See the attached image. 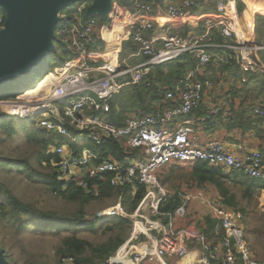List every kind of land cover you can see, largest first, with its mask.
Wrapping results in <instances>:
<instances>
[{
	"label": "built area",
	"instance_id": "built-area-1",
	"mask_svg": "<svg viewBox=\"0 0 264 264\" xmlns=\"http://www.w3.org/2000/svg\"><path fill=\"white\" fill-rule=\"evenodd\" d=\"M128 1L132 8L130 20L121 23L115 43L130 40L137 44V56L144 59L143 63L113 68L93 64V47L101 41L109 51L111 43L98 36V23L94 18H82L85 4L63 7L56 15L54 31L58 44L69 53L66 62L52 69V78L42 89L28 96H23L26 92L21 94L23 102L12 106L6 115L35 121L52 140L54 137L72 138L66 127L72 128L75 135L71 143L77 149L59 142L50 151L55 157V178L62 189L73 186L92 193L95 187H90L89 182L104 181L106 176H110L108 183L113 188L131 186L133 192L139 186L144 188L143 197L131 215L123 210L121 197L114 207L100 215L114 213L128 218L133 229L130 239L102 264H112L114 256L119 260L116 264H185L191 254L194 255L192 264H264V260L252 257L244 238L240 212L223 205L218 196L206 193L192 181L183 188L170 189L157 179L158 173L165 169L177 166L191 170L197 164H206L264 181L261 151L250 149L234 153L220 140L200 142L194 131L196 122L205 124L212 118L227 123L231 116L229 99L245 83L244 75H264L261 56L264 46H258L253 40L254 20L246 24L244 31L236 21L238 0H217L215 15L219 19L206 18L203 32L185 37L172 35L159 43L157 38L146 39L143 35L153 28L149 19L152 5L143 0ZM194 6L193 0H176L167 4L165 14L172 21H180ZM120 13L116 8L108 12L110 17L116 18ZM3 30L4 14L0 9V33ZM113 52L117 50L113 48ZM187 55L194 57L196 63L172 86L163 88L162 106L157 104L146 115L130 114L120 128L102 117L117 91L138 85L156 67ZM214 63L234 65L241 77L235 79L219 71L221 78H227L213 83ZM223 89L226 100L218 104L204 103L206 91L220 95ZM253 101V115H261L262 97ZM195 111L202 115L179 121ZM77 139H82L84 145H100L103 140L112 139L124 151V157L120 160L100 157L78 144ZM168 203L176 205L171 211H163L162 207ZM262 212L264 214V208ZM207 219L214 222L211 234ZM65 260L72 263L69 258Z\"/></svg>",
	"mask_w": 264,
	"mask_h": 264
},
{
	"label": "trees",
	"instance_id": "trees-1",
	"mask_svg": "<svg viewBox=\"0 0 264 264\" xmlns=\"http://www.w3.org/2000/svg\"><path fill=\"white\" fill-rule=\"evenodd\" d=\"M157 3H161L164 0H155ZM246 4V9L249 6L247 0H242ZM239 5V12L241 11ZM260 6V4H259ZM254 36L255 42L258 46H264V10L259 8L254 12ZM49 53V52H48ZM46 54V56L48 55ZM64 54L69 56L68 51L64 48ZM45 56V57H46ZM264 59V51L261 53ZM66 59L59 62L58 65L54 67H61L65 63ZM196 59L190 55L180 58L176 62L164 66L167 71L164 72V67L160 66L155 68V72L150 73L144 81L138 85L126 86L117 91L113 97L108 102V111L102 117L109 124L113 125L115 128H120L124 124V120L130 114L146 115L151 113L155 109L156 105L163 102L165 86H172L174 81L188 68L194 67ZM228 72L233 78L239 79L241 73L232 66H226ZM49 75L44 74L35 84L41 83L37 91L42 89L47 81L49 80ZM245 83L241 90L232 93L233 98L239 97V107L237 111H233L230 119L227 123H222L218 118H212L211 120L205 122L206 128L213 129L214 127L224 126L228 130L233 128H239L242 132L249 130H254L260 138L264 135V75H253L246 74ZM16 82V81H15ZM19 81L16 83H8L0 87V101H4L11 98V93H13L18 86ZM33 86V87H34ZM18 91V90H17ZM25 96V94L23 95ZM13 97V96H12ZM256 97H262V109L261 115L255 116L252 112L253 100ZM249 105L247 107L244 106ZM165 105H168L166 102ZM196 113V114H194ZM194 116L198 117L202 114L198 111L193 112ZM191 114V115H193ZM12 122V119L4 114L0 113V128L4 130L5 121ZM70 129L71 134L73 132L72 128L67 125L66 130ZM7 132L11 135L10 130ZM75 133L73 134V136ZM261 135V136H260ZM37 140V135L31 137ZM58 138V137H56ZM38 143L42 146L43 150L50 147L53 144L52 139H45L41 137L38 139ZM60 143L67 144L71 149L76 150L77 147L73 143L65 139L60 138ZM91 149L100 157H113L120 160L124 157L123 152L118 143L112 139H105L100 145H94L93 143H87L86 146ZM42 160L48 164L55 163V157L51 153L45 155L42 153ZM23 164V163H20ZM0 165L9 168L18 165L16 161H10L0 157ZM168 171V170H167ZM192 182L202 185H211L215 188L218 197L221 199L222 204L225 206L236 209L237 202L235 193L232 191V187L241 186L245 189L244 197L251 198V191L255 189H264V181L250 179L238 172L230 171L225 172L218 168L208 167L206 164L195 165L190 172H188ZM49 177V176H48ZM110 176H106L104 181H99L97 179L91 180L90 187H95L92 193H87L80 188L73 186H68L66 189H62L61 183L56 181L55 174L49 177V184L53 188V192L56 196L62 198L69 203H78L80 205L87 203L90 200H95L116 193L117 196L121 197V206L125 213L132 214L137 205L139 204L141 198L144 194V188L139 186L135 192H132L131 186H125L121 188H113L109 185L108 181ZM129 189V190H128ZM90 191V189L88 190ZM0 203L2 209L5 208L4 202L11 205V210L14 217V224H16L20 229H25L27 226L34 227L38 232H48L54 231L56 233L62 230H78V229H91L95 225V222L101 220L105 221L103 224L112 222L114 224L112 227L107 226V230H113L116 224L129 225V219L115 215L108 218L96 217L93 221H87L84 217L83 211H78L71 216H61L51 212L38 211L30 205L23 204L10 192V190L0 183ZM175 203H168L162 207L163 211H171ZM237 210V209H236ZM208 224V219H207ZM209 227V224H208ZM124 238L116 236L110 238L107 242L93 247L89 243L76 239L73 235L66 238L64 241V248L59 251V256L63 258H69L72 260L73 264H102L104 263L116 250L123 244ZM1 247V244H0ZM92 251L95 253V257H98L100 262H94V256L83 258L82 254L86 251ZM5 253V252H4ZM6 255V253H5ZM7 256V255H6ZM9 258V257H7Z\"/></svg>",
	"mask_w": 264,
	"mask_h": 264
},
{
	"label": "rangeland",
	"instance_id": "rangeland-1",
	"mask_svg": "<svg viewBox=\"0 0 264 264\" xmlns=\"http://www.w3.org/2000/svg\"><path fill=\"white\" fill-rule=\"evenodd\" d=\"M257 2L258 0H255V5H257ZM52 43L54 51H50L35 69L31 70L27 75L17 79L19 81V88L10 94V99L0 102L1 114L6 115V111H10L9 109H11L12 106L16 105V103L23 102L24 98L20 97L21 94L26 92L25 96H28V93H35L41 83H37L35 86L34 84L44 74L47 76L50 75L48 78L52 77L51 72L53 66L58 65L59 62L64 59L67 60L64 54V47L56 41V31H54ZM127 56L128 54L126 52L123 53L120 56V61L122 62ZM166 68L164 67V72L167 71ZM219 68L222 74H228L232 77L227 67L218 66L217 63H214L213 70L215 74L213 76L211 75V80L215 84H217L219 80L225 81L227 78H221ZM49 81L50 79L47 83ZM16 82L13 81L10 83ZM244 106L247 107L249 105L244 104ZM10 118L12 122L5 121L4 126L7 127V129L4 130L0 128V157L10 161H17L18 165L9 168L0 165V183L6 186L19 202L30 205L38 211L51 212L67 217L78 211H83L87 221H93L94 218L101 217V214L106 213L115 206L119 199L116 193L90 200L82 205L78 203H69L56 196L53 192V188L49 184V177L54 175L55 165L44 162L42 160V153L44 152L45 155L50 154L52 147L54 144L59 143L60 138L54 137L52 140L53 144L47 147L46 150H43L40 143H38V139L41 137L45 139L50 138L43 129L37 127L35 121ZM0 123L2 122L0 121ZM8 129L11 135L7 132ZM68 132L73 138L70 129H68ZM34 133H36L38 137L37 140L31 138ZM72 138L62 139H65L67 143H69L73 142L71 140ZM82 142L84 141L82 140ZM82 146L84 147L86 145L83 144ZM189 170V168L181 167L171 168L168 169V171L165 169L158 173L157 179L161 185L167 188L178 189L180 188L179 183L184 185L192 181L188 174ZM232 188L237 201L236 211L240 212L243 216L242 227L244 238L252 252V257L259 261L264 260L263 203L257 195L251 198H245L243 187L241 186H234ZM64 189L65 187H63V190ZM2 201L3 200H0V203H2ZM4 205L5 208L3 209L2 206H0V248L6 253V258L9 257L7 258L9 264H73V262H66L65 259L67 258L62 259L59 256V251L64 248V241L66 238L73 235L76 239L89 243L93 247H97L107 242L110 238L120 236L124 238L122 244L124 245L130 239L133 231L132 221L130 219L129 225L116 224L113 230H107L106 227H112L114 224H112V222L103 224L105 223L103 220L95 222V225L91 229H78L74 231L62 230L59 233L54 231L40 233L32 226L20 229L13 222L14 217L10 208L11 205L7 202H4ZM110 216H115V214L112 213ZM110 216L105 217L108 218ZM208 221L209 233L211 234L213 232L214 222ZM205 233L208 235V232ZM114 253L111 256H113ZM94 255L95 253L88 250L82 254L83 258ZM113 258H115V256ZM93 260L95 263L100 262L99 258L95 256ZM238 262L240 263V258H238Z\"/></svg>",
	"mask_w": 264,
	"mask_h": 264
},
{
	"label": "crops",
	"instance_id": "crops-1",
	"mask_svg": "<svg viewBox=\"0 0 264 264\" xmlns=\"http://www.w3.org/2000/svg\"><path fill=\"white\" fill-rule=\"evenodd\" d=\"M143 1L152 5V13L149 16V19L153 26L151 31L145 32L143 34L144 38L148 39L154 37L158 39L159 43L163 38H166L168 36L180 35L182 37H185L187 35L203 32L204 20L206 18H210L215 21L219 19V17L215 15V5L217 0H193L195 1L194 8L188 13V15L183 20L176 22L170 20L165 14L167 4L171 2H175L176 0H164L161 1V3H157L155 0H143ZM80 3L85 4V8H86L82 18L83 19H86L87 17L94 18L98 23V34H99L98 36L101 37L102 41H109L111 43L108 48L109 51L105 50L104 44L101 41L97 43L95 47H93L94 48L92 49V53L94 54L93 56L94 60L92 62L93 64L105 65V66L109 65L110 68H113L119 65H122L124 67H132L134 65H138L144 62V59L142 57L137 56V52H138L137 44L131 42L130 40H127L122 44L115 43V37L120 32L121 23L128 19L130 20V14L132 8L128 0H111V8H116L118 12H121L118 18L113 16L110 17L109 14H107L106 17H103L99 13L88 14V9L91 5V1H86V0L78 1L71 5L75 6ZM259 4L261 6H259ZM239 5H241L240 12H239ZM259 8H262L264 10V0H258L257 5H255L250 12L246 9V4L242 0L237 1L236 21H238V24L244 31H246V24L244 21L243 22L241 21L243 15H245L246 12L251 13V17H252L251 21H252V19L254 20L253 16L255 10ZM214 36L215 38H218L216 35ZM253 40L255 41L254 34H253ZM112 47L117 50V53L113 52ZM125 52L128 54V56L124 58L121 62L120 56ZM230 66L236 68L234 65H230ZM224 67H226V65H224ZM153 72H155V69L152 71V73ZM243 85L244 84L241 85L239 90L242 89ZM225 96L226 94H224V89L222 90L220 95H218V93L215 92L210 93V91L209 92L206 91L204 93V103L213 102L218 104L226 100L227 97ZM240 101L241 100L239 97L229 99V103H230L229 108L231 115L233 111L235 112L237 111ZM198 112L201 113L200 111ZM194 114L189 115L188 117H183L179 121H182L183 119L193 120L196 119L198 115H200L198 114L196 117L194 116ZM194 131L200 142L202 141L204 142L205 140L208 139H216L222 141L226 146V148L234 153H236L237 151L241 152L250 149H256L264 154V135L260 138L257 134H255L254 130L242 132V130H240L239 128H233L228 130L224 126L214 127L213 129H211V128H206L205 124H199L198 122H196L194 124ZM77 143L82 144L83 143L82 139H77ZM172 168H177V167H172ZM190 171L191 170H189V172ZM238 186L239 185L235 187ZM179 187L183 188V185L179 183ZM200 187L203 188L205 192L209 193L210 195L219 196L215 188L211 185H202ZM243 191H245L244 188ZM262 192H264V189H260V190L255 189L251 191V197L257 195V197L262 201V203H264V195L262 194ZM176 224L180 225V223H176ZM190 258L193 259L194 255L191 254Z\"/></svg>",
	"mask_w": 264,
	"mask_h": 264
},
{
	"label": "water",
	"instance_id": "water-1",
	"mask_svg": "<svg viewBox=\"0 0 264 264\" xmlns=\"http://www.w3.org/2000/svg\"><path fill=\"white\" fill-rule=\"evenodd\" d=\"M83 0H0L4 30L0 33V87L35 69L54 51L52 39L58 11ZM91 1L88 14L106 17L111 0ZM0 264H9L0 248Z\"/></svg>",
	"mask_w": 264,
	"mask_h": 264
},
{
	"label": "bare ground",
	"instance_id": "bare-ground-1",
	"mask_svg": "<svg viewBox=\"0 0 264 264\" xmlns=\"http://www.w3.org/2000/svg\"><path fill=\"white\" fill-rule=\"evenodd\" d=\"M248 2H249V8L247 9L249 12L254 8V6H255V0H247ZM251 13H245V15H243V17H242V22L244 21L245 22V24H248V22L251 20ZM237 23H238V21H237ZM249 40H250V37H249ZM52 77H50L49 79H51ZM38 90V89H37ZM37 90H36V92H37ZM35 92V93H36ZM32 94H34V93H28L27 95H32ZM16 114V113H15ZM21 117H24V116H21ZM189 260H187L186 262H185V264H192L193 263V259H191L190 258V255L187 257ZM113 260V261H112ZM111 263L112 264H116V263H118V260L116 259V258H113V259H111ZM181 264H183V263H181Z\"/></svg>",
	"mask_w": 264,
	"mask_h": 264
}]
</instances>
